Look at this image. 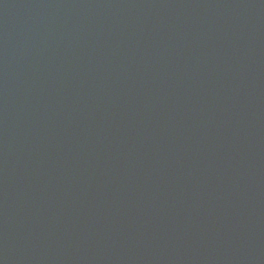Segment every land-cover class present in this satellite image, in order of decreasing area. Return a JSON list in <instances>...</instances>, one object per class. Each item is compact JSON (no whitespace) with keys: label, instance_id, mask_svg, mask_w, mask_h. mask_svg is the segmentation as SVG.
Segmentation results:
<instances>
[{"label":"water","instance_id":"95a60500","mask_svg":"<svg viewBox=\"0 0 264 264\" xmlns=\"http://www.w3.org/2000/svg\"><path fill=\"white\" fill-rule=\"evenodd\" d=\"M0 264H264V0H0Z\"/></svg>","mask_w":264,"mask_h":264}]
</instances>
